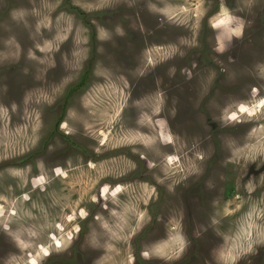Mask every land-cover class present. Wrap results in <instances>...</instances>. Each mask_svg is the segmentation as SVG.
<instances>
[{
  "label": "rangeland",
  "instance_id": "374dc122",
  "mask_svg": "<svg viewBox=\"0 0 264 264\" xmlns=\"http://www.w3.org/2000/svg\"><path fill=\"white\" fill-rule=\"evenodd\" d=\"M0 264H264V0H0Z\"/></svg>",
  "mask_w": 264,
  "mask_h": 264
},
{
  "label": "trees",
  "instance_id": "16d2710c",
  "mask_svg": "<svg viewBox=\"0 0 264 264\" xmlns=\"http://www.w3.org/2000/svg\"><path fill=\"white\" fill-rule=\"evenodd\" d=\"M86 77L85 76H82V79H81V82H80V85L83 83L82 81L85 80ZM78 86H75L74 88H72L71 92L75 89H77Z\"/></svg>",
  "mask_w": 264,
  "mask_h": 264
}]
</instances>
